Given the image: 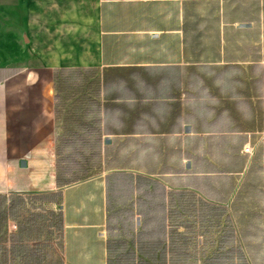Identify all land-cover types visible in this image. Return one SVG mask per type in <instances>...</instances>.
Returning a JSON list of instances; mask_svg holds the SVG:
<instances>
[{"label": "crops", "instance_id": "obj_1", "mask_svg": "<svg viewBox=\"0 0 264 264\" xmlns=\"http://www.w3.org/2000/svg\"><path fill=\"white\" fill-rule=\"evenodd\" d=\"M0 196L6 264H264V0H0Z\"/></svg>", "mask_w": 264, "mask_h": 264}, {"label": "trees", "instance_id": "obj_2", "mask_svg": "<svg viewBox=\"0 0 264 264\" xmlns=\"http://www.w3.org/2000/svg\"><path fill=\"white\" fill-rule=\"evenodd\" d=\"M90 134H81L73 128L65 129L59 136L57 148L58 180L65 184L88 176L99 168L101 163L100 143L102 136L91 125ZM6 200L0 196V264H6L4 245V225L6 219Z\"/></svg>", "mask_w": 264, "mask_h": 264}, {"label": "built area", "instance_id": "obj_3", "mask_svg": "<svg viewBox=\"0 0 264 264\" xmlns=\"http://www.w3.org/2000/svg\"><path fill=\"white\" fill-rule=\"evenodd\" d=\"M245 151H246V152H250V151H251V148H250V147H246V148H245Z\"/></svg>", "mask_w": 264, "mask_h": 264}]
</instances>
